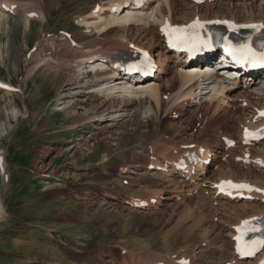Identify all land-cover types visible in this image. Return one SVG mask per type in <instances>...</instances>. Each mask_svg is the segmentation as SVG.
Returning <instances> with one entry per match:
<instances>
[{"label": "rangeland", "instance_id": "obj_1", "mask_svg": "<svg viewBox=\"0 0 264 264\" xmlns=\"http://www.w3.org/2000/svg\"><path fill=\"white\" fill-rule=\"evenodd\" d=\"M14 1L29 5L36 0ZM100 1L107 0H41L47 15L30 19L28 28L0 10V85L6 86L0 87V197L5 210L0 216V264H242L222 235L228 231L219 229L245 214L229 217L232 203L211 200L204 185L188 186L183 178L148 173L143 166L151 155L171 156L169 147L179 149L183 143L184 153L197 148L217 153L208 175L252 183L264 192V167L256 162L264 157V136L260 143L242 140L262 116L248 115V106H228L227 98L208 106L212 92L201 94L199 102L188 95L174 99L179 67L171 63L172 70L161 79H150L160 85L157 94L142 95L141 101L117 91L93 97L88 91L97 81L63 98L66 76L54 73L45 56H56L61 48L57 41L65 36L94 45L93 31L76 21ZM226 8V0L220 1L207 16H230ZM230 9L236 19L251 16L236 4ZM201 14H206L204 7ZM253 17L264 18V13L255 10ZM126 35L144 44L141 31L134 28ZM90 68L83 64L72 82L85 83L100 74ZM130 85L135 90L137 83ZM196 91L194 87L191 93ZM245 98L238 97L240 102ZM109 101L114 109L125 108V115L100 117L109 110ZM261 104L252 99L251 105ZM249 122L255 125L249 128ZM249 201V212L263 208L257 198Z\"/></svg>", "mask_w": 264, "mask_h": 264}, {"label": "bare ground", "instance_id": "obj_2", "mask_svg": "<svg viewBox=\"0 0 264 264\" xmlns=\"http://www.w3.org/2000/svg\"><path fill=\"white\" fill-rule=\"evenodd\" d=\"M220 1L223 0H206L205 2L202 3H196L193 0L100 1L92 7L89 13L82 14L80 15V17H77V21H76V23L78 22L80 26L86 25L87 28H90V31L89 30L86 31L87 33L88 31L89 32L93 31L92 34H94L96 38L94 45H91L90 43L87 42H80L83 43L80 44L74 38H72V36H65L64 38H61L57 41V43L60 45L59 47L61 48L60 49L58 48V50L56 49L57 50L55 52L56 56H53L54 53L53 54L51 53L50 55L45 56L47 58H45L44 60L46 63H48V66L54 73H56L60 77L64 75L66 76V78L64 79L65 84H64L63 92L65 94L64 96H62L63 98H70L71 96H73V94L76 91L82 90L85 84L87 83L90 84L93 81L95 82L97 81L95 84H92L93 87H95V89L93 90L91 89L90 91H88V93H91L93 97L99 94L108 95L112 92L117 91V94L119 96L120 94H122L129 97L133 96L136 97L137 99L138 97H140V101L142 100V98H144L141 97L142 95H145L148 98V96L151 95L154 96L153 94H157L154 92H157L159 90V86H160L159 83L150 79H161L164 74H166L169 70H172L169 67L170 65H168L169 63H171L172 66L178 65L179 69H176L177 70L176 74L178 76V81H179L177 90L179 91L177 93V96L176 97L174 96L175 97L174 99L182 98L188 95L190 101L195 100L199 102L198 97L201 94L212 92L208 100H206L208 106H215L219 103L221 104V102H223L227 98L228 101L226 104H228V106L230 104V107L246 108V109H249L246 106L251 107L252 110L250 111L248 110L250 112L248 115H251L252 117L256 116V118L257 116H262L260 119L261 121L260 123L258 122L259 124H257L253 129L248 130V132L251 133V135L246 137L245 132H243L242 140L244 142L246 138L249 141L252 140L254 142L260 143L259 140L261 138H259L257 135L264 134V115H262V113H264V82L262 83L260 81L252 80L251 78H247L246 80H244L245 83L241 84L240 80H238L236 77L231 80L225 76L217 75L216 79L212 80L215 82V84L212 85L210 84L211 90H209L208 87H202V86L203 85L206 86V83H209L208 81L206 82V80H209L210 79L209 77L211 75H207V77L202 78V74H203L202 70H198L199 66H193L198 64H190L186 54L182 53L180 55H177L176 52H172L168 47V42H167L168 34L173 28L180 27L181 25H192L193 21L196 20H199L201 23H204L209 27L220 28L222 30H225L228 34V41L230 42H243L246 40V38L255 41L264 40V27H260L261 25H264V18H259L257 20L253 17V13L255 10L259 11L260 13H264V0H258L259 1L258 5H254L256 4L255 3L256 0H226V2L228 3V9L227 8L226 9L230 14V16H226V15L220 16L218 14H215L210 17L207 16L209 10H211L214 6H218V3ZM138 4H141L140 8H137ZM232 4L241 6V9H243L244 12L249 13L251 16L245 20L236 19L237 17L236 14H234L232 9H230ZM20 5L23 7V9L24 8L25 9L24 10L20 9L19 8ZM203 7L206 9L205 15L201 14V9ZM0 10L3 13H6L7 11L10 12L11 14L7 13V15L11 17L13 16V18H15L17 22L21 23L25 28H28L30 19H34L36 17L43 18L44 17L43 13H46L47 15V12L42 7L41 0H36L34 4H29V5L23 2L22 3L19 2L18 4V2L14 0H0ZM14 15L16 17H14ZM1 16L2 14L0 13V17ZM230 25L232 27H230ZM247 25H255L257 27L255 28L246 27ZM134 28L137 31L138 30L141 31L142 34L144 33L145 36L144 44L141 45L140 42L135 41L133 38H128V36L126 35L127 30H132ZM240 32H243L244 34H241ZM157 46L159 47V49L157 52L154 53L153 49ZM107 60H110V62L112 63L111 69H109L108 72L109 76L104 77L102 75H94L85 83H82L81 81L75 83L72 82L73 77L81 72L82 70L81 66L83 64H88V66L90 67L92 66L94 69H97V68H102L105 61ZM152 61L156 65V70L154 72L153 78L148 77L150 79L146 78V80H144V78L143 79L139 78V73H133L131 75L129 74V71L133 69H137L139 67H144V65H147ZM204 66H207V64H205ZM62 70H66L67 73H63ZM115 74H119V75L127 74L128 76H126L125 81L123 79V81L120 82H118L116 80L117 78H115L114 79L115 86L112 85L113 87H111L109 92L97 93V94L94 93V90L99 91L100 88H103L104 84L107 82V79ZM140 79H142L143 81H140ZM133 80H137L135 81V83H137L136 89L134 88L135 90H132V87L130 85V83ZM246 82L248 83L246 84ZM225 86L227 87V89L223 90ZM194 87L197 91L193 94L191 93V91ZM243 89H246V91H244ZM253 89L261 91L262 93L259 94L257 92H253ZM243 95L246 98L244 100L243 99L241 100H243L242 102H247L245 103V105H243V103L240 102V100L238 99L239 96H243ZM81 97H83V95ZM154 99L157 103L160 100L159 97H155ZM252 99H254V101L261 102L262 104L260 106H256V105L253 106L251 105ZM117 101L119 103L123 102L122 99L121 100L118 99ZM99 104L101 105V107H103L102 102H99ZM190 104L191 102L186 101V105H190ZM114 108L115 105H113V101H109V110L107 111L103 110L99 114L100 117L102 116L104 118V116L109 115V116H113V118H117V116L122 117V115H125V111H126L125 108L124 109L118 107L117 109ZM95 115L96 114L91 116V119H93ZM96 120H102V119H96ZM120 120L121 119H119V121ZM251 120L253 119L251 118ZM254 122H257V120ZM251 123L249 122V126L251 125L253 127ZM251 126L249 128H251ZM234 135L236 134L234 133ZM224 140L226 142V138ZM183 146L184 145L182 143V147ZM182 147H179V149L169 147L170 149L169 153L172 154L171 156L158 158L159 156L157 155H155L156 157L151 155L152 158H150L148 162L144 164L143 169L148 170V173L150 171L153 173L159 171L160 174H163L164 176H168V175H171V177L177 176L180 178V180L181 178H183V181L187 180L185 182L186 184H188V186L194 185V187H196L197 184H200V186L204 185L205 190L208 192V194H210L211 200L219 201V203H222V205H226V204L228 205V203L229 204L232 203L231 205H229L230 207L228 208L229 217L232 216L239 217L240 216L239 214L241 215L245 214L243 219L241 217V219L235 220L234 222L231 221L232 223H229L230 221L225 222L219 229L222 232L223 230L228 231L227 233H223L222 235L225 236V240L228 242L229 247L231 245L230 248L232 252L235 253V256L237 258H240L238 256L239 252L237 251V247L239 245L240 239L237 240V237L241 238L240 231L243 226L242 222L251 220L253 218H260V219L264 218V192L257 191L258 188L253 186L252 183L249 184L240 181L239 182L230 181L227 180L224 177V175H220V174L217 175L216 178L211 176V174H209L210 175L209 176L208 173L210 171H213L211 167L212 165L215 164L212 162V160H214L218 156L217 153L209 152V149L207 150L198 149L197 148L198 146L196 147L197 149L194 152L188 153L187 151V153H184V151L180 149ZM185 149L187 148L185 147ZM0 157H2V153H0ZM3 160L4 159H1L0 162L1 167H4ZM256 162L258 164H262L264 167V157H258ZM225 163H227V161ZM121 168H125V167H121ZM137 168L138 166L136 167V169ZM214 169H216V167ZM227 171L225 170L226 174ZM129 172L132 173L135 172V170L130 169ZM228 175L229 174H227V176ZM175 178L173 180H175ZM226 182H231V183L229 184ZM254 182L255 181H253V183ZM231 185H247L249 187L237 188V187H232ZM166 191H168V189H166ZM104 196L108 198H116V195L112 193L110 194L104 193ZM173 196L176 197V195H172V197ZM165 198H170V197L165 196ZM252 198H257L258 202L257 201L256 202L262 204L263 208L262 209H260L261 207H256L254 209L250 208L251 209L250 210L251 213H250L248 211V206H252L253 203L249 201V199ZM4 211L5 210L3 207V202L0 197V216L1 214L4 213ZM263 261H264V244L259 250V252L254 255V257L252 258L247 257L245 260L244 259L241 260V263L261 264V262ZM127 264H133V263L128 262Z\"/></svg>", "mask_w": 264, "mask_h": 264}, {"label": "snow or ice", "instance_id": "obj_3", "mask_svg": "<svg viewBox=\"0 0 264 264\" xmlns=\"http://www.w3.org/2000/svg\"><path fill=\"white\" fill-rule=\"evenodd\" d=\"M188 28H197V27H203L201 22L199 20L193 21L192 25L187 26ZM230 27H232L230 25ZM246 27H257L255 25H247ZM260 27H264V25H261ZM183 32V29H172V34H180ZM172 34H170V43L172 40ZM177 39H183L182 36L177 35ZM193 43H204L207 46V41H201L199 37H195L193 39ZM225 51L228 52L230 55L233 56L234 59L243 60V59H252L253 61L259 60L261 62H264V52L257 53L248 43H244L238 46H233L230 41L225 38ZM0 87H6L4 85H0ZM264 115V113H262ZM251 133L248 132V130H245V136H249ZM231 183V182H226ZM232 187L237 188H246L249 187L247 185H231ZM257 191H260L257 189ZM255 219V218H253ZM250 222L249 221H243L242 224L244 226H247ZM247 231H256L257 229L255 227L252 228H246ZM240 237H237V240H239ZM260 243H264V241H260ZM237 251L241 255H251L252 252L247 250V246L241 247L238 245ZM181 264H186V262H181ZM261 264H264V262H261Z\"/></svg>", "mask_w": 264, "mask_h": 264}]
</instances>
